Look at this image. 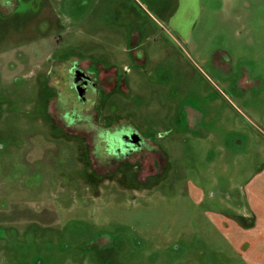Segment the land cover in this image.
<instances>
[{
    "label": "rangeland",
    "instance_id": "rangeland-1",
    "mask_svg": "<svg viewBox=\"0 0 264 264\" xmlns=\"http://www.w3.org/2000/svg\"><path fill=\"white\" fill-rule=\"evenodd\" d=\"M8 1L0 264H242L208 211L244 203L264 166V0H196L174 19L187 1ZM60 55L115 71L123 88L98 106L162 149L159 177L97 176L53 126L40 85Z\"/></svg>",
    "mask_w": 264,
    "mask_h": 264
},
{
    "label": "flooded vegetation",
    "instance_id": "flooded-vegetation-1",
    "mask_svg": "<svg viewBox=\"0 0 264 264\" xmlns=\"http://www.w3.org/2000/svg\"><path fill=\"white\" fill-rule=\"evenodd\" d=\"M14 4L0 1V25ZM55 57H50V70L40 85L52 102L47 115L53 126L67 136L81 139L82 156L91 171L97 176L131 175L138 185L159 177L165 165L162 149L135 128L125 126L124 118L110 121L98 106L101 95L113 93L122 85L115 71L106 74L108 70L101 66L89 65L68 55ZM92 67L97 75L89 73Z\"/></svg>",
    "mask_w": 264,
    "mask_h": 264
},
{
    "label": "crops",
    "instance_id": "crops-1",
    "mask_svg": "<svg viewBox=\"0 0 264 264\" xmlns=\"http://www.w3.org/2000/svg\"><path fill=\"white\" fill-rule=\"evenodd\" d=\"M189 3L181 6L172 17H186L196 0H181ZM181 13H186L181 14ZM244 203L235 207L231 213L210 210L216 231L226 247L238 255L242 264H264V166L252 174L241 189Z\"/></svg>",
    "mask_w": 264,
    "mask_h": 264
}]
</instances>
